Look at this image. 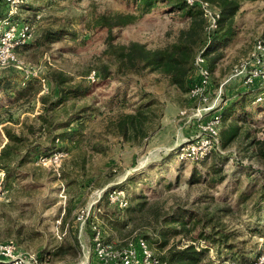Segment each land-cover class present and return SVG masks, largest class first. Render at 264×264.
Masks as SVG:
<instances>
[{"label":"rangeland","instance_id":"374dc122","mask_svg":"<svg viewBox=\"0 0 264 264\" xmlns=\"http://www.w3.org/2000/svg\"><path fill=\"white\" fill-rule=\"evenodd\" d=\"M240 2L233 19L237 36L216 54L219 59L211 72L209 95L213 101L226 82L220 102L223 111L242 101L243 107H236V112L247 113L251 120L240 124L237 140L216 158L222 161L217 166L219 175L210 169L217 155L199 164L178 159L180 147L195 134L194 126L179 117L192 103L170 86L165 72L117 74L105 56L109 44L136 42L149 50L178 45L179 61L192 68L202 51L198 36L205 29V24L196 25L197 17L168 13L163 6L142 15L140 4L124 0H25L17 7L13 21L30 22L33 36L17 50L12 72L19 79L22 75L23 82L38 78L40 87L36 97L26 100L0 93V154L10 149L18 161L25 152L18 139L35 143L28 129L37 127L34 118L41 113V99L54 97V79L64 87H88L90 93L68 101L52 114L54 123L80 117L70 127L83 135L79 144L57 142L66 154L59 165H39L37 155L18 169L10 188L0 184V244L11 242L23 264H120L119 255L127 245L142 239L152 256L163 261L167 248L155 245L154 229L161 228L164 219L180 208L195 218L181 235L168 240V247L193 245L215 264H239L260 254L253 264H264V235L259 232L264 233V202L260 199L264 101L254 103L259 95L255 92L261 90H249L240 79L231 77L254 43L264 39V0ZM57 29H65L67 35L44 44L43 34ZM103 66L111 72L104 80ZM9 72L0 69V77ZM93 72L96 80L91 82L88 77ZM146 103L151 106L144 109L145 135L123 141L113 132V124L121 114H132ZM44 133L42 137L36 134V142L47 140L49 135ZM94 146L101 152H94ZM223 175V183L212 184ZM3 178L0 171V181ZM113 193L120 194L117 200H111ZM144 200L147 204L141 212H125ZM128 219V225L121 226ZM202 232L219 233L216 238L230 248L205 243ZM69 245L74 249L60 252ZM0 264L10 263L0 259Z\"/></svg>","mask_w":264,"mask_h":264},{"label":"trees","instance_id":"16d2710c","mask_svg":"<svg viewBox=\"0 0 264 264\" xmlns=\"http://www.w3.org/2000/svg\"><path fill=\"white\" fill-rule=\"evenodd\" d=\"M20 3L17 5L19 8L25 0H19ZM126 2H134L141 5V14L147 15L152 10L164 7L168 13H184L186 17L192 18L197 17L199 22L196 25L205 24L203 35L198 36L200 45L202 46L201 55L206 60L208 70L212 72L214 65L219 59L218 52L227 48L236 38L237 30L234 27L233 19L241 9L240 0H200L207 2L213 12L218 14L216 20V28L208 29V20L204 16V11L199 5L189 6L184 0H124ZM174 2V3H173ZM213 6H212V5ZM214 7V8H212ZM9 5L5 0H0V20L9 17ZM121 22L115 26H120ZM67 35L65 29H57L55 31H46L43 34V43H54L62 39ZM25 46V45H24ZM179 51L181 46L173 45L165 49L149 50L146 45L141 43L132 42L128 45H112L109 44L105 51L107 60L116 66V73L121 74L123 72L138 75L145 71L154 72L157 70H163L168 76V82L170 86H173L180 90L183 94L187 95L191 85L194 83V67H185L178 59ZM213 56L209 62L207 58ZM10 70L11 72L4 74L0 77V93L7 98H16V100H26L30 96L34 98L39 93L40 80L37 78H30L23 82V76L14 75L12 67L3 69ZM101 78H109L111 72L107 66H103L101 69ZM21 82V83H20ZM25 86L23 89H19L20 85ZM54 85L56 87V93L52 98L41 99V113L34 119L37 123V127H29L28 132L32 135L35 143L28 139L19 138V142L24 144L25 152L18 161H15L14 155L10 149H3L0 154V171L4 173V178L0 181L3 189L10 188L11 182L14 181L18 176V169L23 165L28 164L35 156H50L55 152L63 151L57 147L59 143H75L79 144L83 138L80 129H71V124L80 121V117H71L64 122L54 123L52 119L55 115H52L57 109L61 108L65 103L70 100L83 98L89 95L90 89L85 88H70L64 87L61 82L54 79ZM16 90V93L14 91ZM255 93L259 94L254 100V103H260L264 101V88H258ZM252 92V91H250ZM241 105L243 102L232 103L222 112L221 123L219 128V150L213 151L206 155L197 162H190L193 164H199L206 162L211 158L212 155H217L213 160V164L210 169H213L214 175L221 174V170L217 166H221L222 161L219 162L217 159L222 157L221 151L226 150L230 147L238 138L240 132V124L245 123L246 120H251L249 115L245 112L237 113L236 107ZM151 104H143L141 107L136 109L132 114H121L115 124H113V132L116 131L119 137L125 140H136L145 135L143 129V123L147 121L144 114V109H147ZM242 109V108H241ZM80 126V125H78ZM46 132L49 136L43 143L36 142L38 137L44 136ZM29 142L31 145H27ZM94 152H101L97 146L92 147ZM260 153L264 156V152L260 149ZM178 157V152H177ZM226 177L223 175L217 179L212 180L213 185L221 184L225 181ZM194 182L189 179V183ZM198 182V181H197ZM261 202H264V181L261 183ZM146 201L137 204V207L128 208L125 210L129 212H141L146 205ZM195 218V215L191 211L183 209H176L173 213L164 219V225L160 228L154 229V236L157 238L154 241L160 249H166V254L163 256V261L166 264H215L212 261L207 260L205 251L197 250L193 245H189L183 249L175 246L168 247V240L181 235L185 230L186 226ZM129 219L121 226H127ZM197 222H200L197 221ZM262 235L263 232L259 231ZM216 234L201 233L200 238L205 243L210 245H226L221 238ZM148 238V237H147ZM152 239V237L150 236ZM150 238H148L150 240ZM217 239V241L215 240ZM159 242V243H158ZM229 249L230 247L227 246ZM73 246L69 245L67 248L61 249L60 252H69L73 250ZM57 254V253H56ZM59 254V253H58ZM259 255H256L251 260L240 261L239 264H253L257 262Z\"/></svg>","mask_w":264,"mask_h":264},{"label":"built area","instance_id":"2783aa9c","mask_svg":"<svg viewBox=\"0 0 264 264\" xmlns=\"http://www.w3.org/2000/svg\"><path fill=\"white\" fill-rule=\"evenodd\" d=\"M187 5H199L204 16L208 20V29L216 28L218 14L209 9L207 2L198 0H184ZM10 7L9 17L0 20V69L12 67L17 62V50L31 41L33 36V25L30 22L17 23L12 17L16 14L19 0H5ZM195 81L191 85L187 99L192 103L189 110L181 111L179 117L187 119L194 126L195 134L185 146L180 147L178 159L181 161L197 162L213 151L219 150V128L221 115L223 112L221 102V84L213 101L210 100L211 72L208 70L205 58L201 53L195 58L194 62ZM232 78L242 81L244 87L249 90L254 88H264V39H258L252 51L245 59L239 62L232 71ZM28 75L26 79H28ZM91 82L96 80V73L89 75ZM190 112V113H188ZM66 156L64 151L55 152L50 156H38L39 165L57 167ZM111 200H117L120 196L113 193ZM98 240V238H97ZM15 246L10 242L0 244V259L10 264H23L17 257ZM120 264H166L152 256L146 242L137 239L127 245L119 255Z\"/></svg>","mask_w":264,"mask_h":264}]
</instances>
